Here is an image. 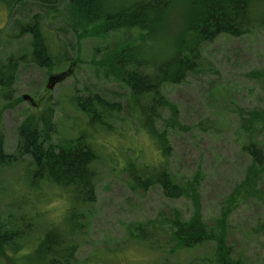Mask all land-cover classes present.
Segmentation results:
<instances>
[{
    "label": "rangeland",
    "instance_id": "rangeland-1",
    "mask_svg": "<svg viewBox=\"0 0 264 264\" xmlns=\"http://www.w3.org/2000/svg\"><path fill=\"white\" fill-rule=\"evenodd\" d=\"M113 1L120 5L135 0ZM176 1L167 32L156 42L149 38L159 33L137 28L96 35L98 27L87 24L71 0L53 6L23 3L12 13L0 2V59L20 61L13 96L0 101L6 153H16L21 127L32 121L43 126V132L49 128L51 145L68 147V140L84 134L99 155L93 166L96 202L81 209L83 226L72 237L76 253L71 264H218L214 242L186 251L171 239L176 215L188 221L197 212L219 232L225 216L224 231L235 262L264 264V118L259 116L264 111V0H249L252 14L261 16L248 34L220 35L203 44L197 70L180 84L163 86L162 93L177 110L175 117L163 110L156 124L169 136L167 159L140 127L129 85L108 63L112 53L128 47L141 48L145 58L167 55L160 46L170 42L173 47L192 4ZM36 18L51 53L68 54L65 72L30 62L32 38L19 35L14 22L33 24ZM65 73L64 81L51 83L52 77ZM25 95L37 105L24 101ZM97 95L118 109L102 124L90 123V116L77 106ZM251 144L263 155L257 173L245 149ZM128 163L147 165L151 171L166 168L183 196L167 198L159 186L137 188ZM25 169H33L28 157L0 169V227L23 223V244L28 245L15 255L16 264H40L36 246L46 231L65 227L60 222L64 213L59 214L67 194L59 188L30 190ZM32 221L34 225H28ZM4 263L13 264L9 259Z\"/></svg>",
    "mask_w": 264,
    "mask_h": 264
},
{
    "label": "trees",
    "instance_id": "trees-1",
    "mask_svg": "<svg viewBox=\"0 0 264 264\" xmlns=\"http://www.w3.org/2000/svg\"><path fill=\"white\" fill-rule=\"evenodd\" d=\"M0 2L12 13L17 5L23 3L53 6L58 4L59 0H0ZM71 2L87 24L98 27L96 35L107 36L111 32L137 28L152 35L159 33L156 38H149L154 42L161 40L167 32L170 16L176 10L177 4L176 0H135L120 5L113 0ZM191 2L183 16L180 29L174 35L173 47L171 48L170 42L160 46L164 48L160 50L166 51L167 55L155 59L154 56L145 58L141 48L128 47L112 53L108 60L112 69L117 70L129 85L133 105L139 115L140 127H144L165 159L168 158L167 153L170 151L169 136L166 131L157 130L156 124L163 110L168 109L174 117L177 116V110H173V105L162 93L163 86L180 84L189 73L197 70L199 52L203 44L217 39L220 35L241 37L248 34L255 18L261 16L257 13L252 14L249 0H191ZM39 24L38 18L33 24L14 22V28L18 30L19 35H30L32 38L30 62L46 70L65 72L63 66L67 63L68 54L54 56L51 53ZM19 62L16 58L7 61L0 59V101L8 102L13 96L15 73L19 69ZM148 69H151L150 73L146 72ZM66 77L65 73L52 78L53 81H64ZM77 106L90 116V123L96 124H102L106 119L110 121L112 114L118 112L115 106H111L98 95L79 101ZM259 116L264 118V111ZM43 129H45L43 126L38 127L32 121H27L21 127L20 141L15 154L6 153L4 139L0 134V169L17 162L20 158L28 157L33 167L31 171L25 169V178L29 182L30 190H42L44 187L66 190L67 199L65 204H62L59 214L60 217L64 213L60 222L65 223V227L62 231L61 226L46 231L40 237L35 252L40 258V264H71L76 253L72 237L83 226L81 209L91 207L96 202L97 172L93 166L98 162L99 155L84 134L76 140H68L70 142L68 147L58 148L48 143L49 128L45 132ZM245 149L253 157L254 173L261 171L262 151L252 144ZM134 165L128 163V172L137 188L148 190L159 186L167 198L176 199L183 196L182 188L175 184L166 168L151 171L147 165L140 168ZM225 221L224 216L220 222L219 232L218 228L209 227L202 222L198 212L188 221L181 220L177 214L170 225L171 239L178 249L186 251L206 242H214L218 264H244L235 262L232 258V250L227 244V235L224 231ZM20 225L23 223L19 221L18 224L0 227V258L3 264L5 259L16 264L15 255L24 251L25 245H28L23 244L24 231ZM28 225L33 226L34 222ZM138 233L145 240L144 228L139 227Z\"/></svg>",
    "mask_w": 264,
    "mask_h": 264
},
{
    "label": "water",
    "instance_id": "water-1",
    "mask_svg": "<svg viewBox=\"0 0 264 264\" xmlns=\"http://www.w3.org/2000/svg\"><path fill=\"white\" fill-rule=\"evenodd\" d=\"M53 82H55V81H53V79H52V80H51V83H53ZM23 98H24V100H25L26 102H27V101L30 102L31 105H33V106H36V105H37L36 102L33 101L31 97L25 95Z\"/></svg>",
    "mask_w": 264,
    "mask_h": 264
}]
</instances>
